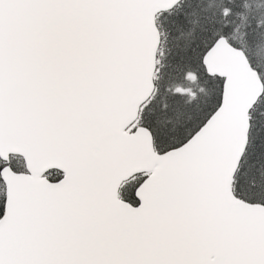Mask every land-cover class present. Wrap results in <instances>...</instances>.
<instances>
[{"label":"snow or ice","instance_id":"snow-or-ice-1","mask_svg":"<svg viewBox=\"0 0 264 264\" xmlns=\"http://www.w3.org/2000/svg\"><path fill=\"white\" fill-rule=\"evenodd\" d=\"M0 264H264V0H0Z\"/></svg>","mask_w":264,"mask_h":264}]
</instances>
